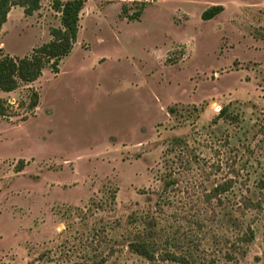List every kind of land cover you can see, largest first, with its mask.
Segmentation results:
<instances>
[{
	"label": "rangeland",
	"instance_id": "rangeland-1",
	"mask_svg": "<svg viewBox=\"0 0 264 264\" xmlns=\"http://www.w3.org/2000/svg\"><path fill=\"white\" fill-rule=\"evenodd\" d=\"M53 2L13 7L0 54L50 41ZM0 97V264H177L138 239L264 264V0H86L60 72Z\"/></svg>",
	"mask_w": 264,
	"mask_h": 264
},
{
	"label": "trees",
	"instance_id": "trees-1",
	"mask_svg": "<svg viewBox=\"0 0 264 264\" xmlns=\"http://www.w3.org/2000/svg\"><path fill=\"white\" fill-rule=\"evenodd\" d=\"M144 2L146 0H143ZM43 0H0V31L8 21L9 14L13 7L24 8L27 15H32L40 9ZM86 0H54L53 7L61 14V26L51 28L52 39L24 55L16 56L11 54H0V90L3 92L15 91L21 84H29L37 81L49 67L55 73L60 72V64L73 50L78 41L81 28V13L85 7ZM123 13L134 21L139 20L141 11L129 14L123 6ZM223 5H212L202 13L204 20H211L223 12ZM40 102V93L34 91L31 95L29 106L37 108ZM175 107L169 109L170 113ZM234 112V113H233ZM11 110L6 99L0 97V115L8 116ZM224 118L227 121L236 122L240 118L238 113L231 111V104L223 106L216 119ZM181 141V138H176ZM23 167H19L21 171ZM93 201V200H92ZM252 204V203H251ZM133 252L149 260L160 258L164 261H171L177 264H197L191 254L164 251L158 254V247L155 241L138 239L130 243ZM214 264V263H209Z\"/></svg>",
	"mask_w": 264,
	"mask_h": 264
},
{
	"label": "crops",
	"instance_id": "crops-1",
	"mask_svg": "<svg viewBox=\"0 0 264 264\" xmlns=\"http://www.w3.org/2000/svg\"><path fill=\"white\" fill-rule=\"evenodd\" d=\"M79 33H80V32H79ZM78 39H79V37H78ZM76 43H77V42H76ZM75 45H76V44H75ZM105 59H106V58H105ZM105 59H104V60H105ZM43 74H44V73H43ZM41 77H42V76H41ZM41 77H40V78H41Z\"/></svg>",
	"mask_w": 264,
	"mask_h": 264
}]
</instances>
